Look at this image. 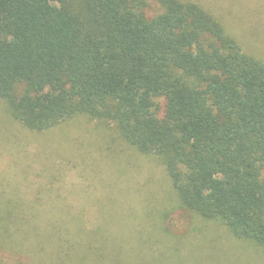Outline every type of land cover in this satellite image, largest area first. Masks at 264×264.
<instances>
[{"label": "trees", "instance_id": "16d2710c", "mask_svg": "<svg viewBox=\"0 0 264 264\" xmlns=\"http://www.w3.org/2000/svg\"><path fill=\"white\" fill-rule=\"evenodd\" d=\"M150 1L0 0L2 111L110 128L163 163L174 209L264 247V60L200 2Z\"/></svg>", "mask_w": 264, "mask_h": 264}, {"label": "rangeland", "instance_id": "374dc122", "mask_svg": "<svg viewBox=\"0 0 264 264\" xmlns=\"http://www.w3.org/2000/svg\"><path fill=\"white\" fill-rule=\"evenodd\" d=\"M196 1L264 60V0ZM2 110L0 216L14 204L19 227L0 228V262L264 264L261 245L174 209L163 163L110 128L80 119L36 133Z\"/></svg>", "mask_w": 264, "mask_h": 264}]
</instances>
